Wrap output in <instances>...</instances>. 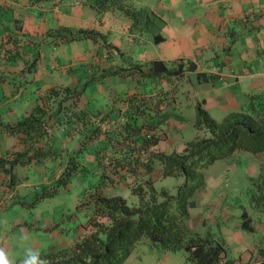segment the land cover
<instances>
[{
    "label": "crops",
    "instance_id": "crops-1",
    "mask_svg": "<svg viewBox=\"0 0 264 264\" xmlns=\"http://www.w3.org/2000/svg\"><path fill=\"white\" fill-rule=\"evenodd\" d=\"M79 31L95 38L56 35ZM154 63L162 73H152ZM211 69L214 75L206 73ZM51 89L79 91L70 112L89 115V122L78 124L70 137L63 133L70 129L63 115L52 116L56 152L65 144L63 138L75 142L88 127L90 133L99 124L110 130L113 123L125 122L140 132L132 136L133 143L156 139L147 151L180 152L196 135L197 104L220 122L264 99V0H0V126H13L27 116ZM104 116L112 122L100 123ZM112 132L106 133L110 143L104 133H96L89 146L112 155ZM20 150L17 137L0 129V157ZM243 155L214 162L220 170L208 176L201 172L204 186L187 203L184 228L220 238L227 249L221 264L264 249V213L251 208V217L244 206L225 203L220 192L223 176L233 178ZM251 158L260 173L264 156L259 160L248 155L245 160ZM91 160L97 171L93 156ZM59 161L40 159L17 166L14 173L26 174L28 182L22 186L33 194L35 179L61 173L60 167L55 170ZM140 174L146 176L142 170ZM149 176L155 188H165L171 196L184 183L177 178L182 181L174 183L175 192L156 186L162 178L157 163ZM117 189L118 195L124 192ZM130 201L135 202L133 197ZM2 202L3 210L12 199ZM243 209L250 231L241 228ZM123 264L190 263L183 251H163L141 241Z\"/></svg>",
    "mask_w": 264,
    "mask_h": 264
},
{
    "label": "trees",
    "instance_id": "trees-1",
    "mask_svg": "<svg viewBox=\"0 0 264 264\" xmlns=\"http://www.w3.org/2000/svg\"><path fill=\"white\" fill-rule=\"evenodd\" d=\"M56 35L67 40L77 37L95 38L89 31H79L71 36ZM162 71L158 63L152 64L154 75ZM65 93H71L65 99H75L80 92H70L69 89L48 90L43 100L27 116L13 126H0L6 134L16 136L21 146L20 151L8 152L5 157H0V175L6 179L7 187L13 188L17 184L14 173L17 166L25 167L40 159L59 158L52 145V116L63 115L64 123L70 125L73 132H76L78 124L84 127L89 122V115L81 111L71 113L70 108L62 104L63 100L58 97ZM104 121L112 122L108 116L102 117L100 123ZM193 126L195 137L180 152L165 154L147 151L156 143L154 137L143 138V142L135 144L132 136L139 135L138 129L127 122L121 126L113 123L110 126L113 131V154L107 156L104 148L97 149L95 163L99 168L98 181L85 191L77 204L86 217L84 231L68 247L40 252L47 264H123L135 245L141 241H147L163 251H183L190 264L225 262L227 249L220 238L208 233L200 236L184 228L187 203L193 193L204 186L199 171L215 161L227 159L236 153L263 159L264 99H258L255 103L251 101L245 109L226 115L220 122L212 120L197 104ZM123 129L129 132H123ZM110 130L106 125L99 124L90 133L89 127L82 131V140L66 159L56 186H66L72 177L87 174L84 156L88 147L92 148L89 146L92 136L104 133L106 142L110 143L111 139L106 134ZM63 133L67 135L68 129ZM155 163L160 167L162 178L184 180L175 196H171L165 188L157 189L153 186L149 174ZM140 170L146 176L141 175ZM251 185L250 206L255 212L264 213V167L251 180ZM117 187L129 190L135 202L129 204L125 198L116 194ZM241 220L243 230H252L250 218L244 209ZM230 264H264V249H258L255 254L248 253L243 259L241 255Z\"/></svg>",
    "mask_w": 264,
    "mask_h": 264
},
{
    "label": "rangeland",
    "instance_id": "rangeland-1",
    "mask_svg": "<svg viewBox=\"0 0 264 264\" xmlns=\"http://www.w3.org/2000/svg\"><path fill=\"white\" fill-rule=\"evenodd\" d=\"M62 95L64 96L62 97ZM68 95H71V93L61 94L58 98L63 100V105L71 108L75 105L76 98L71 97L70 102L64 103ZM87 95H89L88 91ZM52 106L54 108L55 104ZM74 133L75 131L73 132L70 129L67 135L70 137ZM63 140L65 144L58 146L57 149L59 154L57 159L60 161L57 164L55 163L56 172L57 168L60 167L61 173L66 159L79 146L78 144L82 139L79 136L75 142H66L64 138L62 142ZM56 145H58L57 139ZM97 149V147L90 149L88 147L84 156V165L88 169L87 174L72 177L66 186L62 184L56 186L61 173L57 176L54 175L55 172L47 173L45 177L34 180H38V184H36L34 193L31 194L26 193L25 187L22 186L28 182L24 172H17V184L13 188L7 187L5 184L6 179L0 177V205L4 204L2 201L12 199V203L5 204L7 209H0V247L9 252V258L13 264L23 261L24 249L27 247L39 249L41 253L54 251L68 247L69 243L72 244L74 237L77 238L83 233V224L86 222V217L84 212L78 209L77 204L85 191L98 181L99 169L97 171L94 169V162L91 160L92 156L95 160ZM243 154L245 157H242L240 162L237 163V171L233 174V178L229 179L227 176H223V185L220 192H223L225 203L234 207L244 206L252 217L254 211L250 206L249 191L252 188L251 180L255 179L259 173V164L252 158L251 160H245L249 154ZM218 164H211L199 172L201 174L205 171L206 176H208L220 170L217 167ZM177 181L181 182L182 180L165 177L161 178L159 182H155V185L158 187L162 185L171 192H175L172 187ZM123 191L120 195L130 204V191ZM213 230H216V226L213 227ZM22 234L27 235L28 239L21 240L20 236Z\"/></svg>",
    "mask_w": 264,
    "mask_h": 264
},
{
    "label": "clouds",
    "instance_id": "clouds-1",
    "mask_svg": "<svg viewBox=\"0 0 264 264\" xmlns=\"http://www.w3.org/2000/svg\"><path fill=\"white\" fill-rule=\"evenodd\" d=\"M21 240L28 239L27 235L22 234ZM10 254L3 247H0V264H13L9 258ZM22 264H47L46 260L41 257L39 249L27 247L24 249V259Z\"/></svg>",
    "mask_w": 264,
    "mask_h": 264
},
{
    "label": "built area",
    "instance_id": "built-area-1",
    "mask_svg": "<svg viewBox=\"0 0 264 264\" xmlns=\"http://www.w3.org/2000/svg\"><path fill=\"white\" fill-rule=\"evenodd\" d=\"M206 73H210V74L214 75L215 72L213 69H211V70L207 71Z\"/></svg>",
    "mask_w": 264,
    "mask_h": 264
}]
</instances>
